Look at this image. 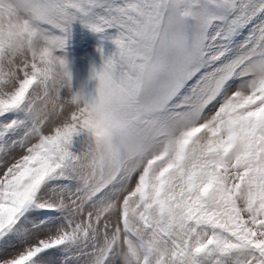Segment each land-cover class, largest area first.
<instances>
[{"label":"snow or ice","instance_id":"snow-or-ice-1","mask_svg":"<svg viewBox=\"0 0 264 264\" xmlns=\"http://www.w3.org/2000/svg\"><path fill=\"white\" fill-rule=\"evenodd\" d=\"M0 264H264V0H0Z\"/></svg>","mask_w":264,"mask_h":264},{"label":"rangeland","instance_id":"rangeland-1","mask_svg":"<svg viewBox=\"0 0 264 264\" xmlns=\"http://www.w3.org/2000/svg\"><path fill=\"white\" fill-rule=\"evenodd\" d=\"M101 47L108 53L114 49V44L107 36L102 38V34L79 23L73 25L63 54L69 61L74 89L83 85L85 92L94 91L97 82L90 78L91 69L93 65L99 67L101 63L100 53L97 51Z\"/></svg>","mask_w":264,"mask_h":264}]
</instances>
